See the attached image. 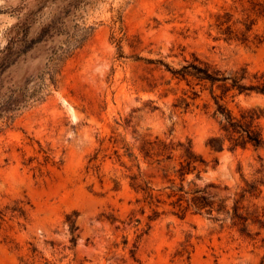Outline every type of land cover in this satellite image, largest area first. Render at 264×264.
<instances>
[{
    "label": "rangeland",
    "instance_id": "1",
    "mask_svg": "<svg viewBox=\"0 0 264 264\" xmlns=\"http://www.w3.org/2000/svg\"><path fill=\"white\" fill-rule=\"evenodd\" d=\"M67 6L0 0V264H264L260 225L250 223L249 238L230 215L214 213L224 224L192 209L182 218L168 198L191 142L204 163L185 190L264 222V187L243 197L264 180V148L212 150L221 133L210 90L197 86L192 101L169 71L198 59L227 76L264 72V40L255 38L264 20L243 44L216 27L226 11L243 18L236 0H82L62 34L44 39ZM181 98L187 111L174 107ZM224 102L238 117L256 111L264 138V95ZM133 176L150 182L152 205ZM153 209L161 215L150 221Z\"/></svg>",
    "mask_w": 264,
    "mask_h": 264
},
{
    "label": "trees",
    "instance_id": "2",
    "mask_svg": "<svg viewBox=\"0 0 264 264\" xmlns=\"http://www.w3.org/2000/svg\"><path fill=\"white\" fill-rule=\"evenodd\" d=\"M82 0H67L68 6L63 7L54 20L43 30L42 37L44 39H50L54 36L62 34L63 27L65 25L64 18L69 16L81 3ZM242 7V19L234 20V13L226 11L224 14L219 15L217 18L216 27L226 41H237L243 44L249 42L250 38L254 34V28L257 25L258 20H264V0H236ZM244 2L248 4L244 7ZM255 38L260 42L263 38L255 35ZM170 73L173 79L178 80V83H186L192 92V101L199 98V94L195 91L199 86L203 90L209 89L213 99L215 101V110L212 114L214 119L219 124L220 135L209 139L207 145L214 151L222 152L225 149L230 151H236L238 149L253 148L260 150L264 148V138L257 119L259 115L256 111L243 112L240 117L236 116L224 102L226 96L230 93L238 95L249 96L251 94L264 95V72H257L250 74L247 68H242L239 71L227 76L221 70L213 67L207 62H202L196 59L194 62L189 63L180 69H170ZM220 90L222 96H217L216 91ZM185 95H187L185 93ZM191 102L188 98H181L178 104H175V108H183L186 111L191 107ZM183 149L182 168L175 171L178 174L182 183L176 185L175 180H170L171 194L168 198H177V201L173 205L180 210L177 215L185 216L189 210H193L194 214L207 215L214 221H220L225 223V219L215 217L214 213L220 215H230L232 226L238 227L242 235L249 238L252 237L250 226L257 224L261 228H264V222L258 217L251 218L249 214L241 212V208L236 203L233 207L232 213L226 210L225 201L220 203L216 202L206 190L191 189L185 190L184 181L188 175L194 174L197 171L196 164L204 163L202 158L195 154L191 142ZM185 164V166H184ZM140 169V168H139ZM131 187L135 192L143 194L145 196V202L148 201V205H152L155 199L154 189L151 187L150 182L141 179V176L131 177ZM216 188L215 186H211ZM261 187H264V180L255 184H249L248 189L245 191L244 198L249 195L250 198L255 197V194H261ZM157 203H161L159 200ZM184 204L185 207H184ZM153 215L149 218L150 221H155L160 217V213L157 209H153ZM77 214H73L67 218V222L70 226V232L72 234V242L75 244V233L78 230L76 225ZM139 224V220H136ZM132 258L135 259V254L132 251Z\"/></svg>",
    "mask_w": 264,
    "mask_h": 264
}]
</instances>
